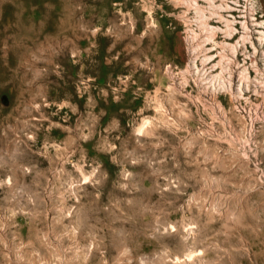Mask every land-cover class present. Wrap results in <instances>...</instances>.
Returning <instances> with one entry per match:
<instances>
[{"label":"rangeland","instance_id":"374dc122","mask_svg":"<svg viewBox=\"0 0 264 264\" xmlns=\"http://www.w3.org/2000/svg\"><path fill=\"white\" fill-rule=\"evenodd\" d=\"M0 264H264V0H0Z\"/></svg>","mask_w":264,"mask_h":264},{"label":"bare ground","instance_id":"6f19581e","mask_svg":"<svg viewBox=\"0 0 264 264\" xmlns=\"http://www.w3.org/2000/svg\"><path fill=\"white\" fill-rule=\"evenodd\" d=\"M185 258H189V259H191L192 258V256L191 255H188V257H185ZM189 259H187V260H189ZM180 259L179 258H177V261H179Z\"/></svg>","mask_w":264,"mask_h":264}]
</instances>
